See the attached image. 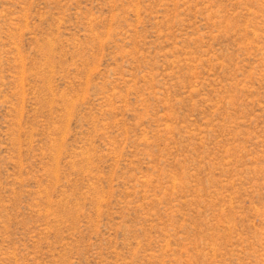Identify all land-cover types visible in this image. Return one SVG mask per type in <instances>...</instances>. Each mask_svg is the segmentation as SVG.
Listing matches in <instances>:
<instances>
[{"label": "rangeland", "instance_id": "374dc122", "mask_svg": "<svg viewBox=\"0 0 264 264\" xmlns=\"http://www.w3.org/2000/svg\"><path fill=\"white\" fill-rule=\"evenodd\" d=\"M0 264H264V0H0Z\"/></svg>", "mask_w": 264, "mask_h": 264}]
</instances>
